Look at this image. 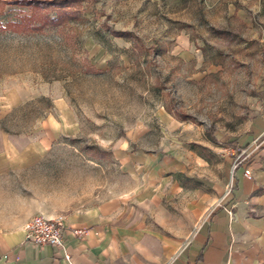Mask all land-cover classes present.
<instances>
[{"label":"rangeland","instance_id":"rangeland-1","mask_svg":"<svg viewBox=\"0 0 264 264\" xmlns=\"http://www.w3.org/2000/svg\"><path fill=\"white\" fill-rule=\"evenodd\" d=\"M27 1L0 0V135L40 150L31 192L64 214L151 197L168 229L191 203L213 215L262 118L264 0H77L34 32L8 25Z\"/></svg>","mask_w":264,"mask_h":264},{"label":"crops","instance_id":"crops-1","mask_svg":"<svg viewBox=\"0 0 264 264\" xmlns=\"http://www.w3.org/2000/svg\"><path fill=\"white\" fill-rule=\"evenodd\" d=\"M253 129L249 158L235 171L224 204L210 216L204 202L191 203L187 218L171 229L149 222L151 197H108L65 214L49 210L24 180L40 150L0 135V264H264V120L258 117ZM40 214H64L69 260L58 247L26 241V223ZM70 227H86L88 235L78 238Z\"/></svg>","mask_w":264,"mask_h":264},{"label":"built area","instance_id":"built-area-1","mask_svg":"<svg viewBox=\"0 0 264 264\" xmlns=\"http://www.w3.org/2000/svg\"><path fill=\"white\" fill-rule=\"evenodd\" d=\"M263 112L261 117L264 118V102L262 104ZM245 157L242 160H238L234 163V168L242 166L245 161ZM243 175H250L251 171L248 167L244 168ZM66 218L60 214L55 218H50L44 214L36 215L26 223L25 234L26 241H29L37 246L51 245L58 247L65 251V258L70 259V255L66 252L65 248V230H66ZM70 231L73 232L78 238H85L88 235V229L82 227H70Z\"/></svg>","mask_w":264,"mask_h":264},{"label":"trees","instance_id":"trees-1","mask_svg":"<svg viewBox=\"0 0 264 264\" xmlns=\"http://www.w3.org/2000/svg\"><path fill=\"white\" fill-rule=\"evenodd\" d=\"M77 0H33L32 2L27 1V3L33 8L32 14L30 16H26L24 18H21L19 22H15L14 24L9 23V26L13 27H21L24 31L27 32L30 31H41L50 26H57L63 24L68 18V16L71 14L70 11H68V7L76 3ZM55 6L59 8L58 13L55 16H49V14L45 17L44 22L35 25L33 24L34 16L36 15V11L38 9H42L48 6ZM7 26V24H6ZM47 26V27H46ZM116 34V32H114ZM238 168V167H237ZM235 168V171L237 170ZM234 171V173H235Z\"/></svg>","mask_w":264,"mask_h":264}]
</instances>
